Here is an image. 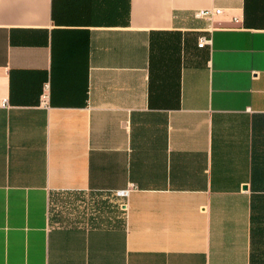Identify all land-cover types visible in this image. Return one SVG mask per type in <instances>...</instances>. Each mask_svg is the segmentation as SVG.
Masks as SVG:
<instances>
[{
	"label": "crops",
	"instance_id": "crops-1",
	"mask_svg": "<svg viewBox=\"0 0 264 264\" xmlns=\"http://www.w3.org/2000/svg\"><path fill=\"white\" fill-rule=\"evenodd\" d=\"M0 264H264V0H0Z\"/></svg>",
	"mask_w": 264,
	"mask_h": 264
},
{
	"label": "rangeland",
	"instance_id": "rangeland-1",
	"mask_svg": "<svg viewBox=\"0 0 264 264\" xmlns=\"http://www.w3.org/2000/svg\"><path fill=\"white\" fill-rule=\"evenodd\" d=\"M105 198L101 201H103L104 204H101L102 206H96V211L100 210V213H102L104 211L107 212V208L111 207V205H115L114 203H116V205L118 204L117 199L115 200L113 197H107L104 196ZM91 201L92 198L90 197H81L78 198L77 201L75 202H69L68 201H62V200H56L53 201L52 204V213L53 215H58L59 220H69L73 218V215L75 212L78 213H83V211H86L87 209H89V211H94L95 206L91 207ZM116 201V202H115ZM67 202V203H66ZM106 202H108L109 204H106ZM101 208V209H100ZM94 211L96 214L98 212ZM100 216V214H99Z\"/></svg>",
	"mask_w": 264,
	"mask_h": 264
},
{
	"label": "built area",
	"instance_id": "built-area-1",
	"mask_svg": "<svg viewBox=\"0 0 264 264\" xmlns=\"http://www.w3.org/2000/svg\"><path fill=\"white\" fill-rule=\"evenodd\" d=\"M219 13H221V10H216V11L203 10V11L198 12L196 14V17L206 19V20H212L213 16L216 14H219ZM211 44H212V38L210 36H202L199 39L198 47L203 48V47H205L207 45H211ZM116 194H117V196H119L121 198H125L128 194V191L122 190V191H118Z\"/></svg>",
	"mask_w": 264,
	"mask_h": 264
}]
</instances>
